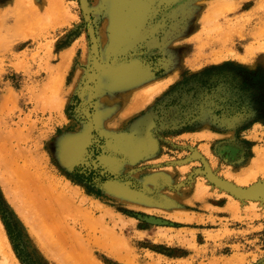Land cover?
<instances>
[{
    "label": "rangeland",
    "instance_id": "374dc122",
    "mask_svg": "<svg viewBox=\"0 0 264 264\" xmlns=\"http://www.w3.org/2000/svg\"><path fill=\"white\" fill-rule=\"evenodd\" d=\"M1 150L0 264H264V0H0Z\"/></svg>",
    "mask_w": 264,
    "mask_h": 264
},
{
    "label": "bare ground",
    "instance_id": "6f19581e",
    "mask_svg": "<svg viewBox=\"0 0 264 264\" xmlns=\"http://www.w3.org/2000/svg\"><path fill=\"white\" fill-rule=\"evenodd\" d=\"M1 152H2V150L0 151V153H1ZM4 153H5V152H4ZM1 154H2V153H1ZM7 155H8V153H7ZM0 157H1V159H0L1 161H2V158L5 159V157H3V156H1V155H0ZM11 157H13V156H11ZM11 157H10V158H11ZM14 158H15V157H13L12 159H9V158H8L10 162H9V163L6 162V164H5V162H3L2 166L5 164L6 167H7V165L13 167V166L15 165V164L13 163V162H15V161H12V160H14ZM15 163H16V162H15ZM0 164H1V163H0ZM9 166H8V167H9ZM17 166H18V163H17ZM8 167H7V168H8ZM5 169H6V168H5ZM7 170H9V168H8ZM21 170H22V169H21ZM29 170H30V169H29ZM19 173H21V172H19ZM29 173H31V172H29ZM25 174H26V173H25ZM27 175H29V178H30V175H31V174H27ZM24 178H25V177H24ZM26 178H28V177H26ZM26 178H25V179H26ZM27 180H28V179H27ZM11 182H12V181H11ZM29 182H30V181H29ZM18 184H19V183H18ZM28 185H29V184H28ZM20 186H21V185H20ZM25 186H26V188L28 187L27 185H25ZM13 188H14V187H13ZM22 188H23V187H22ZM39 188H40V187H39ZM29 189H30V188H29ZM23 190H24V189H23ZM31 190H32V189H31ZM20 191H21V190H20ZM24 191H25V190H24ZM29 191H30V190H29ZM12 192H14V191H12ZM27 192H28V190H27ZM27 192H26L27 195H26V194H25V195H26V198H27V196L29 197V198H28V200H29L31 196H30V193H29V192L27 193ZM23 193H24V192H23ZM12 194H13V193H12ZM28 194H29V195H28ZM31 195H32V194H31ZM33 195H34V194H33ZM37 195H38V194H37ZM13 196H14V195H13ZM16 196H17V195H16ZM24 197H25V196H24ZM32 197H33V196H32ZM20 198H21V197H20ZM36 198H37V197H36ZM47 198H48V196H47ZM24 199H25V198H24ZM34 199H35V198H34ZM48 199H49V198H48ZM41 200H42V199H41ZM29 201H31V200H29ZM39 201H40V200H39ZM26 202H27V201H24V203H26ZM32 202H33V201H32ZM58 202H59V201H58ZM22 203H23V202H22ZM39 203H40V202H39ZM46 203H47V202H46ZM26 204H27V203H26ZM33 204H34V203H33ZM68 204H69V203H68ZM28 205L31 206L32 204H29V203H28L27 206H28ZM34 205H36V204H34ZM34 205L31 206V207H32L31 209H32V211H33V214H34V210H35L36 208H38V207H35ZM60 205H61V204H60ZM24 206H25V205H24ZM27 206H25V207L28 209L29 206H28V207H27ZM42 206H43V204H42ZM46 206H47V205H46ZM63 206H64V205H63ZM69 206H70V205H69ZM69 206H68V207H69ZM25 207H24V208H25ZM47 207H48V206H47ZM64 208H65V207H64ZM64 208L61 207V208H58L59 210L55 209V211H54L53 209H52V210H50V209L48 210V209L45 207V209H47L46 211H44V210H42V211H41V210H37V214H38L37 217L39 216V218H40V219H38V220H40V222H41V223L43 222V224H44V223L47 222V221H50V220H52V219H55V217H56L57 215H61V213H63V211L66 210V209H64ZM66 208H67V207H66ZM38 211H39V212H38ZM25 213H28V212H25ZM25 215H26V214H25ZM28 215H30V214H28ZM35 215H36V214H35ZM26 216H27V215H26ZM33 216H34V215H33ZM35 218H36V216H35ZM31 219H32V216H31ZM36 222H37V220H36ZM36 222H35V223H36ZM41 223H40V224H41ZM47 223H48V222H47ZM49 223H50V222H49Z\"/></svg>",
    "mask_w": 264,
    "mask_h": 264
}]
</instances>
